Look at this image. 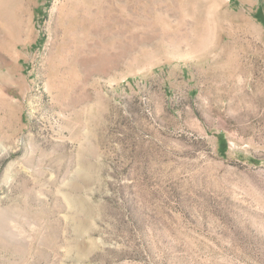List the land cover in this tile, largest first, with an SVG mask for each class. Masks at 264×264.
I'll use <instances>...</instances> for the list:
<instances>
[{
	"label": "rangeland",
	"instance_id": "obj_1",
	"mask_svg": "<svg viewBox=\"0 0 264 264\" xmlns=\"http://www.w3.org/2000/svg\"><path fill=\"white\" fill-rule=\"evenodd\" d=\"M0 264H264V0H0Z\"/></svg>",
	"mask_w": 264,
	"mask_h": 264
}]
</instances>
